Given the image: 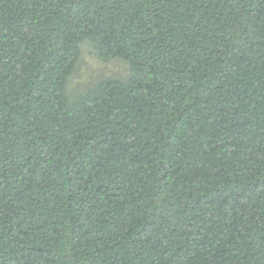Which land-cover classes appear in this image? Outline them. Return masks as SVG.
I'll use <instances>...</instances> for the list:
<instances>
[{
	"label": "trees",
	"instance_id": "16d2710c",
	"mask_svg": "<svg viewBox=\"0 0 264 264\" xmlns=\"http://www.w3.org/2000/svg\"><path fill=\"white\" fill-rule=\"evenodd\" d=\"M0 264H264V0H0Z\"/></svg>",
	"mask_w": 264,
	"mask_h": 264
},
{
	"label": "rangeland",
	"instance_id": "374dc122",
	"mask_svg": "<svg viewBox=\"0 0 264 264\" xmlns=\"http://www.w3.org/2000/svg\"><path fill=\"white\" fill-rule=\"evenodd\" d=\"M127 64L118 59L103 61L97 58L88 43L83 44L82 54L69 81V87L79 90L91 86L95 81L106 76H123Z\"/></svg>",
	"mask_w": 264,
	"mask_h": 264
}]
</instances>
